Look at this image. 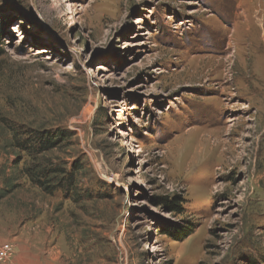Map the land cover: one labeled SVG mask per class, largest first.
I'll list each match as a JSON object with an SVG mask.
<instances>
[{
	"label": "rangeland",
	"instance_id": "1",
	"mask_svg": "<svg viewBox=\"0 0 264 264\" xmlns=\"http://www.w3.org/2000/svg\"><path fill=\"white\" fill-rule=\"evenodd\" d=\"M1 19L0 120L65 130L47 158L83 169L48 194L0 136V264H264V0H0Z\"/></svg>",
	"mask_w": 264,
	"mask_h": 264
},
{
	"label": "trees",
	"instance_id": "2",
	"mask_svg": "<svg viewBox=\"0 0 264 264\" xmlns=\"http://www.w3.org/2000/svg\"><path fill=\"white\" fill-rule=\"evenodd\" d=\"M7 25L8 22L5 19L0 20V56L4 53L2 46ZM0 136L5 139L6 147L15 153L16 168L19 169L20 163L23 162L20 172L34 186L51 195L61 191L67 198L73 196L72 193L83 169L82 165L80 166L77 161L71 166L63 167L64 165H60L59 162L53 163L47 158L64 140L65 130L60 128L46 131L27 129L17 121L3 116L0 120ZM170 206L177 210L181 209L177 201L172 202ZM170 232L182 241L192 234L193 228L188 222Z\"/></svg>",
	"mask_w": 264,
	"mask_h": 264
},
{
	"label": "built area",
	"instance_id": "3",
	"mask_svg": "<svg viewBox=\"0 0 264 264\" xmlns=\"http://www.w3.org/2000/svg\"><path fill=\"white\" fill-rule=\"evenodd\" d=\"M14 245L9 241L0 244V261L10 258L14 253Z\"/></svg>",
	"mask_w": 264,
	"mask_h": 264
},
{
	"label": "bare ground",
	"instance_id": "4",
	"mask_svg": "<svg viewBox=\"0 0 264 264\" xmlns=\"http://www.w3.org/2000/svg\"><path fill=\"white\" fill-rule=\"evenodd\" d=\"M259 12H261V11H259ZM221 75V74H220Z\"/></svg>",
	"mask_w": 264,
	"mask_h": 264
}]
</instances>
